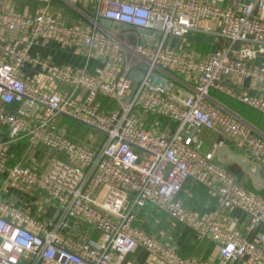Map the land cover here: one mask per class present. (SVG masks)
I'll use <instances>...</instances> for the list:
<instances>
[{
  "label": "built area",
  "instance_id": "obj_1",
  "mask_svg": "<svg viewBox=\"0 0 264 264\" xmlns=\"http://www.w3.org/2000/svg\"><path fill=\"white\" fill-rule=\"evenodd\" d=\"M35 1L43 7L33 15L0 10V29L19 35L5 49L13 60L0 63V124L8 144L41 145L63 158L38 171L11 164L0 151L3 185L39 197L52 211L33 214L0 194V264H121L138 249L164 264H216L181 256L175 245L140 227L139 213L148 207L191 229L198 241L217 243V264L244 258L264 264V239L241 237L179 198L191 180L207 187L222 209L242 211L250 231L264 228V195L242 184L215 151L231 146L260 164L264 176V133L216 97L264 117V0H86L92 13L79 25L52 13V0ZM82 1L67 0L83 13ZM101 19L151 31L149 39L159 35V42L144 44L134 31L111 33ZM196 35L214 48L197 53L185 47ZM49 41L83 48L88 60L101 63L90 72L30 52ZM27 64L66 89L29 84L21 76ZM139 65L147 67L146 75L126 104L129 74ZM99 97L115 106L102 109ZM59 115L104 137L74 139L58 125ZM204 131L220 138L209 151L203 150Z\"/></svg>",
  "mask_w": 264,
  "mask_h": 264
},
{
  "label": "crops",
  "instance_id": "obj_2",
  "mask_svg": "<svg viewBox=\"0 0 264 264\" xmlns=\"http://www.w3.org/2000/svg\"><path fill=\"white\" fill-rule=\"evenodd\" d=\"M88 1L83 0L79 3L81 12L74 10L67 0H52L50 11L54 14L63 16L70 25L86 24L87 17L92 13L91 6ZM43 7V3L35 0H0V10L10 13H19L23 15H33ZM19 35L11 34L4 29H0V63L11 62L13 57L5 50L7 45L17 40ZM209 42V40H205ZM202 43V42H201ZM192 51L202 53L198 48L190 47ZM30 52L39 55L42 58L49 59L55 64H73L80 67H87L88 71L93 72L100 65V61L95 58L87 59L86 51L83 48L68 45L63 46L57 41H49L45 45H34ZM21 76L33 85H41L52 88L66 89V86L59 83H53L49 77L41 72L39 66L27 64L21 70ZM219 100V99H218ZM220 101V100H219ZM220 103L226 105L222 101ZM18 105H13L16 108ZM232 111L239 113L245 119L251 121L261 132L264 133V127H258L254 118L246 113L240 112V109H234L226 105ZM64 115L57 117L58 125L68 130V133L74 139H83L89 134L82 135L79 131L73 130L63 121ZM101 140L102 137H97ZM8 130L0 124V151H3L10 158V163L20 162L26 166H30L38 171H44L52 161V159L62 155L56 154L45 148L38 146L30 150L24 143L8 144ZM204 142L203 150L209 151L214 148V145L220 142V138L209 131L202 133ZM231 147V146H230ZM232 148V147H231ZM233 149V148H232ZM234 150V149H233ZM216 151V150H215ZM235 151V150H234ZM236 152V151H235ZM217 154V153H216ZM218 158V155H217ZM219 159V158H218ZM231 165L237 164H229ZM238 166V165H237ZM239 167V166H238ZM238 178L241 183L250 190L264 195V186L257 189L254 185L250 174L246 173L241 167ZM262 174V173H261ZM262 177L264 178L263 174ZM4 176L0 175V194L7 202L13 203L19 207L29 208L33 214H41L44 216L51 215V210H46L39 197H35L30 193H26L21 188L16 186L5 187L3 185ZM183 204L198 212L199 214L213 218L221 223L227 230L235 234L245 237L250 241H260L264 239V228L261 227L256 231H250L248 228L247 216L237 209H222L219 205L217 197L205 186L188 180L184 183L183 190L179 194ZM138 225L156 236L160 241L168 244H173L177 247L178 253L184 257H197L203 261L210 263H219V246L217 243L210 240L198 241L195 233L182 225L176 224L167 214L160 212L152 207H148L139 213ZM121 264H164L149 255L145 250L138 249L126 255ZM234 264H253L248 258L241 259Z\"/></svg>",
  "mask_w": 264,
  "mask_h": 264
},
{
  "label": "water",
  "instance_id": "obj_3",
  "mask_svg": "<svg viewBox=\"0 0 264 264\" xmlns=\"http://www.w3.org/2000/svg\"><path fill=\"white\" fill-rule=\"evenodd\" d=\"M99 24L104 29L110 31L111 33H119L123 31H134L141 37V42L150 46H156L159 42L160 36L158 35L155 39L150 40L149 37L151 35V31H147L140 28H135L130 25L114 22L107 19H101L99 21ZM134 37H130V40L133 41ZM182 43V39H179L178 44L176 48L179 47V45ZM147 67L144 65H139L134 67L129 77L133 81V85L131 88V91L127 97L123 99V102L128 104L138 86V84L143 80V78L146 75ZM150 80L156 84L160 85L161 87H164L166 84V81L161 80L160 78H156L154 75L150 76ZM68 118H71L73 120L78 121L79 123L90 127L96 131H99L97 128L90 126L80 120H77L75 118L69 117L67 115H64ZM216 153L218 155L219 160L225 164H237L239 167H241L246 173L250 174L252 177V180L254 182V185L257 189H261L264 186V178L261 174V165L255 162H252L248 160L243 154L235 152L229 145H222L216 148Z\"/></svg>",
  "mask_w": 264,
  "mask_h": 264
},
{
  "label": "rangeland",
  "instance_id": "obj_4",
  "mask_svg": "<svg viewBox=\"0 0 264 264\" xmlns=\"http://www.w3.org/2000/svg\"><path fill=\"white\" fill-rule=\"evenodd\" d=\"M208 38L202 35H196L195 37L190 38L189 40L186 41V43L184 44L185 47H192L193 49L196 47L198 48L197 50H200L202 53L205 52H209L211 51L214 47L212 46L211 43L206 42L205 40H207ZM202 42V43H201ZM216 97L222 101L223 103H225L226 105L234 108V109H240V112H243L244 115L248 113V112H254L250 109H248L247 107H245L244 105H241L240 103L234 101L231 98H228L226 96L220 95V94H216ZM96 103H99L102 107V109H105L106 107H114L115 104L114 102L109 99V98H105V97H99L96 101ZM250 110V111H249ZM248 111V112H247ZM248 116V115H247ZM63 121L66 122V124L68 126H70L73 130H77L79 131L82 135L84 134H94V135H99L102 138L104 137V135L90 127H87L81 123H79L76 120H73L71 118L68 117H63L62 118Z\"/></svg>",
  "mask_w": 264,
  "mask_h": 264
},
{
  "label": "trees",
  "instance_id": "obj_5",
  "mask_svg": "<svg viewBox=\"0 0 264 264\" xmlns=\"http://www.w3.org/2000/svg\"><path fill=\"white\" fill-rule=\"evenodd\" d=\"M250 111V110H249ZM248 112V111H247ZM249 115H251V117L254 118L256 124L258 127H264V117L258 115L255 112H248ZM230 171H232L234 174H238V172L240 171V168L237 165H231L228 167ZM239 179V178H238ZM240 181V179H239ZM241 182V181H240Z\"/></svg>",
  "mask_w": 264,
  "mask_h": 264
}]
</instances>
